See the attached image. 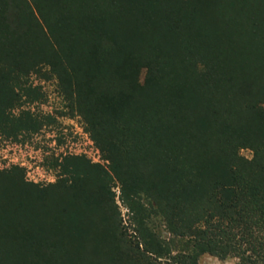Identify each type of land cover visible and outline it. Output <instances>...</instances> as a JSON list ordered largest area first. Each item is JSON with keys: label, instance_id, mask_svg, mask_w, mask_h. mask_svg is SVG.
Masks as SVG:
<instances>
[{"label": "trees", "instance_id": "1", "mask_svg": "<svg viewBox=\"0 0 264 264\" xmlns=\"http://www.w3.org/2000/svg\"><path fill=\"white\" fill-rule=\"evenodd\" d=\"M43 67L110 172L82 156L46 186L0 171V264H104L106 252L111 264H264V0H0L6 135L41 129L13 110L20 79ZM113 179L182 246L141 222L127 236Z\"/></svg>", "mask_w": 264, "mask_h": 264}, {"label": "rangeland", "instance_id": "2", "mask_svg": "<svg viewBox=\"0 0 264 264\" xmlns=\"http://www.w3.org/2000/svg\"><path fill=\"white\" fill-rule=\"evenodd\" d=\"M48 70L47 67H43L38 72L20 79L18 91L20 98L16 101L14 114L29 111L33 116H40L43 125L35 133L21 131L16 138L0 130V171L17 166L23 169L26 181L46 186L55 184L60 178L69 177L62 172V168L57 163L65 164L69 156H82L90 164L99 165L110 172L109 161L104 159L103 153L85 129L81 117L69 109L58 90L56 78ZM144 75L145 70H142L141 81ZM239 153L249 159L253 155L249 148H241ZM109 185L116 206L115 220L121 221L120 227L128 232L127 236L130 234L135 236L134 224L139 226L141 222L144 223V227L148 226L151 232L169 242L173 249L182 246L179 238L170 233L161 215L145 214L144 221L141 220L140 216L133 214L128 203L122 198L120 182L113 179ZM108 203L112 207V201ZM147 209L150 210L149 206ZM119 248L117 251L122 253L130 250L127 245L124 246V243H121ZM132 251L129 252L131 253L129 257L135 255ZM101 256H104V264H111L109 252ZM236 262L237 259L233 256L219 259L208 253L201 254L198 258V264H236ZM122 264H130V261Z\"/></svg>", "mask_w": 264, "mask_h": 264}]
</instances>
